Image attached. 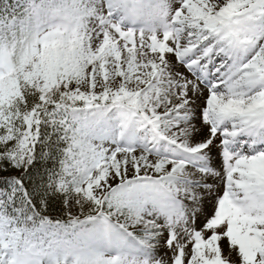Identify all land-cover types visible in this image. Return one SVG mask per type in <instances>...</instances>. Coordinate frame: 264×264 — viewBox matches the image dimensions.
<instances>
[{
    "label": "snow or ice",
    "instance_id": "snow-or-ice-1",
    "mask_svg": "<svg viewBox=\"0 0 264 264\" xmlns=\"http://www.w3.org/2000/svg\"><path fill=\"white\" fill-rule=\"evenodd\" d=\"M0 264H264V0H0Z\"/></svg>",
    "mask_w": 264,
    "mask_h": 264
},
{
    "label": "trees",
    "instance_id": "trees-1",
    "mask_svg": "<svg viewBox=\"0 0 264 264\" xmlns=\"http://www.w3.org/2000/svg\"><path fill=\"white\" fill-rule=\"evenodd\" d=\"M88 211V210H87ZM85 211V214H87ZM49 215L55 220L64 216L63 201H54L52 207L49 209Z\"/></svg>",
    "mask_w": 264,
    "mask_h": 264
},
{
    "label": "bare ground",
    "instance_id": "bare-ground-1",
    "mask_svg": "<svg viewBox=\"0 0 264 264\" xmlns=\"http://www.w3.org/2000/svg\"><path fill=\"white\" fill-rule=\"evenodd\" d=\"M213 167L219 169V167H220V162H219L218 159H214V160H213ZM210 183H213V184H214L215 189H216L217 192L219 191V190H218V187H219L220 185H222V181H221L220 179H216V180H214V181H210ZM207 207L210 208V204L207 205Z\"/></svg>",
    "mask_w": 264,
    "mask_h": 264
},
{
    "label": "rangeland",
    "instance_id": "rangeland-1",
    "mask_svg": "<svg viewBox=\"0 0 264 264\" xmlns=\"http://www.w3.org/2000/svg\"><path fill=\"white\" fill-rule=\"evenodd\" d=\"M181 71H183V69H181ZM214 156H215V150H214ZM219 168H220V167H219ZM113 186H115V185H113ZM221 188H222V185H220V186L218 187V190L220 191ZM210 207H211V205H210ZM70 209H71V211H72L74 214H76V213L78 212V210L75 208V205H74V204H70ZM87 210H88V206L85 207V211H87Z\"/></svg>",
    "mask_w": 264,
    "mask_h": 264
}]
</instances>
